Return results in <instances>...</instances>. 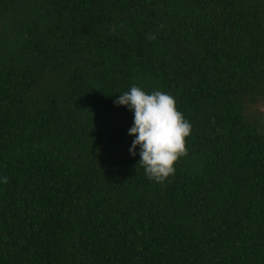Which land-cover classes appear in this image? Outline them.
I'll use <instances>...</instances> for the list:
<instances>
[{
	"label": "trees",
	"instance_id": "obj_1",
	"mask_svg": "<svg viewBox=\"0 0 264 264\" xmlns=\"http://www.w3.org/2000/svg\"><path fill=\"white\" fill-rule=\"evenodd\" d=\"M133 84L192 126L163 184ZM0 264H264V0H0Z\"/></svg>",
	"mask_w": 264,
	"mask_h": 264
},
{
	"label": "clouds",
	"instance_id": "obj_2",
	"mask_svg": "<svg viewBox=\"0 0 264 264\" xmlns=\"http://www.w3.org/2000/svg\"><path fill=\"white\" fill-rule=\"evenodd\" d=\"M154 40V34L148 37ZM117 106H126L133 113V123L128 135L134 136L129 153L140 157L137 164L150 180L163 184L175 174V163L187 155L186 137L191 133V124L178 111L176 100L167 92L154 90L146 93L133 84L114 100ZM3 183L8 182L5 176Z\"/></svg>",
	"mask_w": 264,
	"mask_h": 264
}]
</instances>
